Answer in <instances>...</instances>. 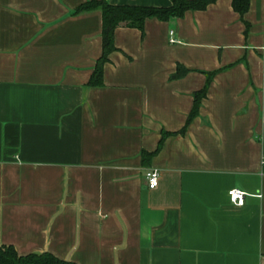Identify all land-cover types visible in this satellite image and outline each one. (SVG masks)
Returning a JSON list of instances; mask_svg holds the SVG:
<instances>
[{
	"label": "crops",
	"instance_id": "1",
	"mask_svg": "<svg viewBox=\"0 0 264 264\" xmlns=\"http://www.w3.org/2000/svg\"><path fill=\"white\" fill-rule=\"evenodd\" d=\"M86 1L0 0V247L73 264H264V0H249L246 31L230 0L115 28L100 87L86 86L100 13L73 14Z\"/></svg>",
	"mask_w": 264,
	"mask_h": 264
},
{
	"label": "trees",
	"instance_id": "2",
	"mask_svg": "<svg viewBox=\"0 0 264 264\" xmlns=\"http://www.w3.org/2000/svg\"><path fill=\"white\" fill-rule=\"evenodd\" d=\"M216 0H170V6L166 8L156 7H133V6H113L103 0H90L76 7L73 14L90 12L97 10L100 13V55L95 61L92 72L88 78L86 86L100 87L102 85V68L108 60V55L115 51L113 44V32L117 27H128L142 31L144 21L147 19H157L166 21L169 18H180L188 11H203L207 6L213 4ZM230 7L234 13L242 20L244 31L247 30V24L243 21V16L249 7V0H230ZM183 72V71H182ZM199 91L192 93V106L186 118L185 124L178 132L182 134L185 126L196 116L200 101L205 96L207 83ZM165 134H162L157 147L152 152L141 151L140 162L145 166L149 159L154 156L160 148ZM0 264H73L68 261L59 260L48 253L28 254L19 256L11 247H0Z\"/></svg>",
	"mask_w": 264,
	"mask_h": 264
},
{
	"label": "built area",
	"instance_id": "3",
	"mask_svg": "<svg viewBox=\"0 0 264 264\" xmlns=\"http://www.w3.org/2000/svg\"><path fill=\"white\" fill-rule=\"evenodd\" d=\"M171 37V32L168 33ZM169 43H173L174 40L169 38ZM264 164V158L262 159V165ZM158 172L155 169H147L144 172V180L146 182V187L148 189H154L157 185ZM228 202L233 206H241L243 203V198L245 194L237 189H230L227 191Z\"/></svg>",
	"mask_w": 264,
	"mask_h": 264
}]
</instances>
